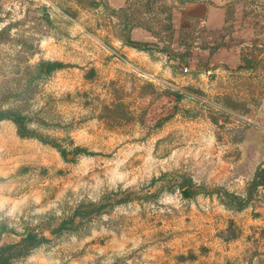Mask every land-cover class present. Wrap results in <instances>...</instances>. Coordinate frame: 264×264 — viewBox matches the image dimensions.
Here are the masks:
<instances>
[{
    "label": "rangeland",
    "instance_id": "obj_1",
    "mask_svg": "<svg viewBox=\"0 0 264 264\" xmlns=\"http://www.w3.org/2000/svg\"><path fill=\"white\" fill-rule=\"evenodd\" d=\"M169 3L202 11L140 51L108 0H0V109L34 134L0 123L17 264H264V0Z\"/></svg>",
    "mask_w": 264,
    "mask_h": 264
},
{
    "label": "trees",
    "instance_id": "obj_2",
    "mask_svg": "<svg viewBox=\"0 0 264 264\" xmlns=\"http://www.w3.org/2000/svg\"><path fill=\"white\" fill-rule=\"evenodd\" d=\"M95 1V0H94ZM176 4L182 6L188 3H196L198 0H175ZM170 0H137L132 2L128 0L124 7L119 11H115L120 19L118 28L123 33L121 39L125 46L138 49L140 51H150L157 44L135 40L132 38V33L135 29H142L147 33L160 37V32H165L170 36L175 33L173 22V5H170ZM96 3V2H93ZM96 6H99L96 4ZM63 66L59 62L44 61L40 63V70H46L47 74H51ZM10 120L18 128L19 135L23 138L34 137L28 128L27 117L22 113L0 109V123ZM86 150L78 148L77 152L82 153ZM65 154V151H61ZM264 187V168L260 169L253 181L252 189ZM28 238L36 241L37 238L28 236L23 239L26 242ZM40 241V240H38ZM22 243L5 245L0 248V264H17L15 262L14 251L21 246ZM35 245V244H34Z\"/></svg>",
    "mask_w": 264,
    "mask_h": 264
},
{
    "label": "crops",
    "instance_id": "obj_3",
    "mask_svg": "<svg viewBox=\"0 0 264 264\" xmlns=\"http://www.w3.org/2000/svg\"><path fill=\"white\" fill-rule=\"evenodd\" d=\"M109 1V5H111L113 8L116 9H120L122 7L125 6L126 2L128 0H108ZM186 5H192V3H188ZM184 7V6H183ZM197 9H199V11L202 8H193L190 10V12H187L185 14V20H181L183 18L180 17V15L176 14V11H173V22H174V30H181V28L185 25H187V20L189 19V17L196 15L195 11H197ZM202 11V10H201ZM214 15H211V11H209V15L207 19V24L213 28H221L223 27L224 23H225V13H223L222 11L217 13V12H213ZM138 31V29H135L133 32Z\"/></svg>",
    "mask_w": 264,
    "mask_h": 264
}]
</instances>
